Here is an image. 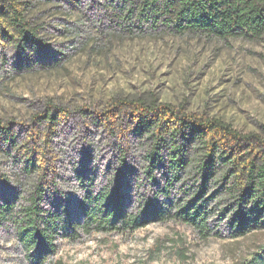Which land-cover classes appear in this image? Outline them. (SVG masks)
Instances as JSON below:
<instances>
[{
  "label": "trees",
  "instance_id": "obj_1",
  "mask_svg": "<svg viewBox=\"0 0 264 264\" xmlns=\"http://www.w3.org/2000/svg\"><path fill=\"white\" fill-rule=\"evenodd\" d=\"M41 1L52 0H0V48L24 52L45 44L44 27L29 15ZM54 1L79 14L95 6L102 20L127 32L223 40L264 36V0ZM74 117L144 150L133 166L144 182L129 196L119 181L124 154L87 182L83 171H75L81 186L86 182L74 195L76 216L63 203V158L51 152L54 131ZM31 122L20 136L17 122L0 119V160L14 161L16 178L0 199V227L10 228L22 264H47L61 240L92 231H134L150 222L181 221L202 237L219 234L223 222L232 237L264 227V123L241 131L219 117L139 97H114L93 110L47 105Z\"/></svg>",
  "mask_w": 264,
  "mask_h": 264
},
{
  "label": "rangeland",
  "instance_id": "obj_2",
  "mask_svg": "<svg viewBox=\"0 0 264 264\" xmlns=\"http://www.w3.org/2000/svg\"><path fill=\"white\" fill-rule=\"evenodd\" d=\"M57 3L37 2L29 13L44 27L45 44L24 52L0 48V119L17 122L20 136L33 124L32 114L47 105L93 110L114 97L156 98L241 131L264 123V36L127 32L102 20L95 6L79 14ZM113 139L76 117L54 131L51 152L63 158V203L72 216L79 211L74 195L105 164H116L119 154L126 157L119 177L124 193L143 184V173L133 167L143 148L132 139ZM14 169V161L0 160V199L15 187ZM77 170L84 172L83 186ZM225 224L206 237L173 219L134 231H92L61 240L47 264H264V227L232 237ZM9 229L0 227V264H22Z\"/></svg>",
  "mask_w": 264,
  "mask_h": 264
}]
</instances>
